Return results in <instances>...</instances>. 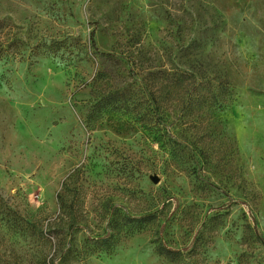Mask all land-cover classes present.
<instances>
[{
	"label": "rangeland",
	"instance_id": "rangeland-1",
	"mask_svg": "<svg viewBox=\"0 0 264 264\" xmlns=\"http://www.w3.org/2000/svg\"><path fill=\"white\" fill-rule=\"evenodd\" d=\"M0 264H264V0H0Z\"/></svg>",
	"mask_w": 264,
	"mask_h": 264
},
{
	"label": "trees",
	"instance_id": "trees-1",
	"mask_svg": "<svg viewBox=\"0 0 264 264\" xmlns=\"http://www.w3.org/2000/svg\"><path fill=\"white\" fill-rule=\"evenodd\" d=\"M93 44L94 43L92 42V45ZM196 72H197L196 86L198 90H197V99L195 103L198 106L203 105L207 109V111H221L225 109L231 101V92L226 82L220 79L213 81L209 77H205V74H203L204 72L203 73L199 72L197 66H196ZM204 83L209 85L208 91L206 90V88H203L205 87L203 86ZM60 198L61 196L57 195L58 205L62 207L63 202L59 200ZM148 218H150V215H147L145 216V218H142L140 220L143 219L146 220ZM156 249L158 253L162 254L163 256H165L170 260L177 259V252L175 251L158 246L156 247Z\"/></svg>",
	"mask_w": 264,
	"mask_h": 264
}]
</instances>
